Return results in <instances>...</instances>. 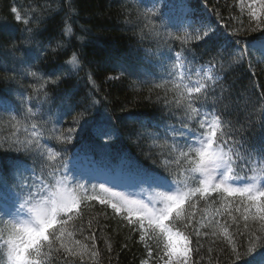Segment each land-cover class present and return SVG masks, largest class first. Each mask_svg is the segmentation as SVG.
I'll list each match as a JSON object with an SVG mask.
<instances>
[{"label": "snow or ice", "instance_id": "obj_1", "mask_svg": "<svg viewBox=\"0 0 264 264\" xmlns=\"http://www.w3.org/2000/svg\"><path fill=\"white\" fill-rule=\"evenodd\" d=\"M160 3L168 7L166 0ZM67 7L72 10V0H67ZM172 7L183 11L179 15L165 16L159 9L148 8L143 13L145 26H150L153 38L157 41L167 38L180 44L174 56L158 59L161 78L166 75L170 80L155 87L164 88L171 82L173 99L169 100L166 94L163 103L170 117L181 113L178 126L164 127L162 144L157 143L161 133L150 134L153 147L166 150L161 152L166 157L163 170L128 166L130 187L147 185L148 189L156 190L147 200L112 193L105 187L107 180L98 186L81 183L84 174L68 167L66 154L77 136L86 132L90 140L98 138L110 142L112 137L121 135L120 129L108 113L107 98L99 97L94 75L88 76L93 89L83 95L71 88L57 93L86 66L79 46L73 51L72 42L63 40V36L72 35V27L65 21L61 38L52 37L45 43L40 38V25L46 21L35 12L31 19H24L20 9L11 7L14 20L25 25L22 31L27 35L22 43L11 36L0 35V58H6L12 65L11 68L0 67L13 73L2 78L20 84L16 67L26 66L23 76H30L34 83L28 85V95L16 91L15 99L11 87L7 92H0V114H8L15 128L21 120L31 121L48 115L54 99H59L61 110L55 123L71 117L72 126L65 130L41 125L42 130L38 132L37 124L32 123L28 138L21 140L16 136L0 141V150L21 154L20 158L9 160L7 175L0 167V225L4 226L0 229V264H60L61 260L63 264H75L73 258L86 264L85 254L93 264H99L102 254L96 241L100 221L95 220L96 231L93 219L84 224L86 213L91 215L96 201L105 209L111 208V218L119 217L118 225L127 230V240L135 242V236L139 237L149 258H142L140 264H150V260L151 264H194L191 254H199L203 248L201 241L210 235L223 236L225 264H239L245 258H251L249 264H264V154L257 158L244 144L246 132L253 130L257 123L264 127V101L258 121L249 116L246 125L236 127L231 116L234 105L238 108L240 100L225 96L222 77L215 72L217 66L223 69L242 65L245 56H251L253 50L261 53V62H264V42L250 48L247 44L242 46L238 39L241 31H264V0H239L240 14L231 20H238L240 27L231 33L216 21L200 17L191 0H172ZM245 13L247 20L242 19ZM231 20L229 26H232ZM4 30L5 25L0 24V32ZM223 33L231 36L236 47L228 46ZM78 39L83 41L84 38ZM25 49H35L36 54L29 57ZM193 50L209 57L206 67L203 64L196 67L194 59H188L186 53L191 54ZM57 59L58 63L48 69L39 66ZM124 71L121 70V75ZM50 92L57 93L55 98ZM93 111L96 115L90 119ZM51 122L50 117L45 124ZM141 126H145L143 122ZM45 138L48 142L42 143ZM53 141L56 143H50ZM28 159L41 163V175L31 183L25 178L29 171ZM253 164L255 167H250ZM32 171L34 174L35 170ZM248 172L253 174L249 176ZM240 180L244 183L237 184ZM201 201L205 207L209 201L221 207L207 218L201 213L200 219H196V213L191 210ZM21 214L26 218L21 220ZM104 215H108L106 211ZM217 216L229 217L231 224L227 221L221 224ZM70 227L72 231L68 230ZM21 230L36 235L26 245H18L17 234ZM76 231L81 236L87 231L86 243L76 240L75 246L70 247L65 238ZM192 237H195V247H191ZM127 246L125 243L124 247ZM112 251V246L108 245L107 252Z\"/></svg>", "mask_w": 264, "mask_h": 264}, {"label": "trees", "instance_id": "obj_2", "mask_svg": "<svg viewBox=\"0 0 264 264\" xmlns=\"http://www.w3.org/2000/svg\"><path fill=\"white\" fill-rule=\"evenodd\" d=\"M168 7L160 3V0H72V10L67 7V0H0V24L5 25V30L0 35L11 36L18 43L23 42L25 27L22 23L14 20L10 9L17 7L21 11L24 19H31L33 12L41 16L46 21L40 25V38L47 43L52 37L61 38L62 30L67 25L72 27L71 36H63V40L72 42L75 51L79 46L80 52L86 61L83 72L77 77L71 79L68 83L62 85L57 93L65 89L78 90L80 95L93 89V84L88 80L89 75H94L95 88L98 89L100 98H107V109L111 115L112 122L120 129L119 137H112L110 142L105 139L90 140L87 133L77 136L73 144L70 145V151L66 154L67 165L71 168L76 162L85 160L92 163L99 170L107 171L110 174L128 173V166L135 165L144 169L162 171L165 163V156L161 155L165 149L153 147V139L150 134L161 133V139L157 143H163V129L166 125H178L177 121L181 113L176 112L175 116L165 109L163 100L165 95L169 100L173 99L172 83L165 84L164 88H156V84H164L165 80L155 74L157 68V58L161 53L163 55L174 56V52L180 49L179 41H171L164 38L157 41L149 33L150 26H145L143 13L148 8L159 9L160 14L179 15L182 9L172 7V0H166ZM191 4L200 17H207L213 23L215 21L222 28H227L231 33L240 27L238 20H231L240 14L239 0H191ZM206 6V9H205ZM63 7V11H61ZM222 17V19H221ZM242 19L247 20L246 13ZM231 25L229 26V21ZM35 21L33 26L35 27ZM157 23H159L157 21ZM247 27V24H245ZM175 32V29H170ZM143 32V36H142ZM228 46L236 47L235 41L227 33H223ZM83 37V41L78 39ZM238 39L241 45L247 44L249 47L253 43H262L264 41V31L258 29L255 32L241 31ZM25 48L27 46L25 45ZM26 54L31 57L36 54L35 49H25ZM21 55L20 53L17 54ZM188 59H194L196 67L201 64L207 66L208 56L203 54L186 53ZM154 57V60H152ZM59 59V58H58ZM58 59L45 61L39 66L48 69L50 65L57 64ZM0 65L11 68L10 61L6 58H0ZM16 67V79L21 81L17 84L15 81L3 79L2 77L11 76V71H6L0 67V92H7L11 87L13 99L16 91L24 92L28 95L30 89L28 85L34 83L30 76H23V68ZM158 69V68H157ZM35 70V69H32ZM121 70H125L121 75ZM215 72L222 77L221 84L225 91V96H231L235 101L240 100L239 107L233 108L232 116L236 127L248 123V117L253 120H259L261 102L264 101V62L253 50L251 56L246 55L242 65L225 66L220 69L218 66ZM108 77H114L108 79ZM195 78V77H194ZM167 90V93H166ZM219 93V88L217 89ZM57 93L50 92V96ZM19 108V104H17ZM45 108H49L45 105ZM61 110V101L54 99L51 111L43 118L38 116L31 121L21 120V124L13 127L9 122L8 114H0V141H8L18 136L21 140L28 138L32 132L31 124L36 123V131H41V125L45 128L67 129L72 126L71 117H64L60 123H55V118ZM103 110V109H102ZM23 111V109H21ZM96 115L95 111L89 114V118ZM51 117L52 122L45 124ZM133 117V118H129ZM144 123V127L141 126ZM28 131H25V129ZM15 133V135H14ZM131 133V135H130ZM169 134V133H168ZM48 142L46 138L42 140ZM56 143V142H50ZM169 143L171 141L169 140ZM244 144L246 148L254 152L259 158L264 154V127L257 126L245 133ZM21 154L14 152H5L0 150V167L5 169L7 175V166L9 160L20 158ZM29 172L37 179L41 175V163H33L31 159L27 160ZM175 168V165H172ZM255 167V165H250ZM253 173L248 172L251 176ZM243 175V173H242ZM48 179H51L48 177ZM54 183V180H53ZM95 207L91 210V215L86 213L84 224L87 225L89 219H93L95 229V220L100 221V230L97 231V247L101 250L99 264H140L142 258L148 259L144 251V245L139 243V237L135 236V242L127 240V230L123 225H118L119 217L111 218V208L105 209V206L94 202ZM209 201L205 207L203 202L196 203V207L191 211L196 213V219H200L201 213L205 218L215 214L216 208ZM107 212V216L104 212ZM221 224H231L229 217H216ZM72 231L71 227L68 229ZM203 231V229H202ZM211 231V230H209ZM88 235L87 231L83 236L76 231L73 236L66 237L65 242L69 246H75V241L79 240L85 244L84 237ZM195 247V237L191 238ZM127 243V247H124ZM203 248L199 254L193 252L191 260L194 264H225L227 257L224 255L223 236H209L201 241ZM111 245L113 251L107 252V246ZM212 249V251H209ZM78 251H82L77 247ZM251 258H245L239 264H249ZM75 264H83L77 258H73ZM86 264H93L84 255ZM63 264V261H60Z\"/></svg>", "mask_w": 264, "mask_h": 264}, {"label": "rangeland", "instance_id": "obj_3", "mask_svg": "<svg viewBox=\"0 0 264 264\" xmlns=\"http://www.w3.org/2000/svg\"><path fill=\"white\" fill-rule=\"evenodd\" d=\"M208 18V15H207ZM259 46V43L252 44L250 48H257ZM259 58L261 59V53L259 51L254 50ZM168 57H171L169 55H159L157 58V68H155V74H158L159 77H161V70L158 64V59L160 60H167ZM152 60H154V57H152ZM170 63V61H169ZM193 76V80L196 79V77ZM163 79H168L170 80L169 77L166 75L163 76ZM179 83V81H176ZM31 132L29 133V135ZM77 172H81L84 174L85 178L82 179L80 182L81 183H87L89 186L91 184H98L100 182H104L107 180L108 183L105 184V187L110 188L112 193H117V194H123V195H130L134 199H144L147 200L154 196V193L156 190H150L148 189L147 185L143 186H136V187H130L128 183V176L129 175H116L112 176L109 174H106L100 170H98L96 167H93L91 164L87 162H80L76 166L73 167ZM25 178L28 183H31L33 180H36L35 176L31 172H26L25 173ZM237 184H240L236 182ZM107 198V197H106ZM20 218H26L24 214H21ZM149 259V258H148ZM151 264V260H150Z\"/></svg>", "mask_w": 264, "mask_h": 264}, {"label": "clouds", "instance_id": "obj_4", "mask_svg": "<svg viewBox=\"0 0 264 264\" xmlns=\"http://www.w3.org/2000/svg\"><path fill=\"white\" fill-rule=\"evenodd\" d=\"M21 220H23L24 218H20ZM12 223H17V221H12ZM4 226L0 225V229H3ZM36 233L29 231V230H21L18 234H17V242L18 245H26L27 243H29L34 237H35Z\"/></svg>", "mask_w": 264, "mask_h": 264}]
</instances>
